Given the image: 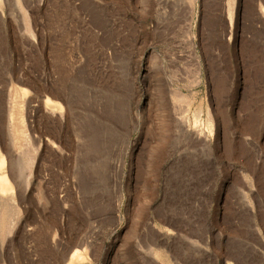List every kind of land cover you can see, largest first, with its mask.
I'll return each instance as SVG.
<instances>
[{
  "label": "rangeland",
  "instance_id": "rangeland-1",
  "mask_svg": "<svg viewBox=\"0 0 264 264\" xmlns=\"http://www.w3.org/2000/svg\"><path fill=\"white\" fill-rule=\"evenodd\" d=\"M76 253L264 264V0H0V264Z\"/></svg>",
  "mask_w": 264,
  "mask_h": 264
},
{
  "label": "bare ground",
  "instance_id": "bare-ground-1",
  "mask_svg": "<svg viewBox=\"0 0 264 264\" xmlns=\"http://www.w3.org/2000/svg\"><path fill=\"white\" fill-rule=\"evenodd\" d=\"M263 10V9H262ZM181 117H184L183 119H185V121L187 122L188 121V117H186V115H182ZM195 121V123H200V121L199 120H194ZM210 128V127H209ZM2 159V158H1ZM2 161V160H1ZM1 179H6L5 178V175H3V177H1ZM79 256V254L78 253H76V254H74L73 256H72V258L70 259V262L68 263V264H72L73 262H74V260L77 258Z\"/></svg>",
  "mask_w": 264,
  "mask_h": 264
}]
</instances>
